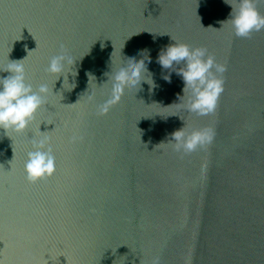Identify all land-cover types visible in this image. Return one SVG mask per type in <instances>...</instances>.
I'll use <instances>...</instances> for the list:
<instances>
[{
	"label": "water",
	"instance_id": "1",
	"mask_svg": "<svg viewBox=\"0 0 264 264\" xmlns=\"http://www.w3.org/2000/svg\"><path fill=\"white\" fill-rule=\"evenodd\" d=\"M231 11L224 0H0V69L24 59L27 82L49 88L24 132L0 129V264H264V30L235 36L220 23ZM175 41L226 65L215 114H190L176 104L181 78H161L157 56ZM61 44L75 61L65 81L47 72ZM145 50L156 87L142 82L99 115L106 73ZM184 125L213 127V142L175 152L169 134ZM45 138L55 172L32 183L27 153Z\"/></svg>",
	"mask_w": 264,
	"mask_h": 264
},
{
	"label": "clouds",
	"instance_id": "2",
	"mask_svg": "<svg viewBox=\"0 0 264 264\" xmlns=\"http://www.w3.org/2000/svg\"><path fill=\"white\" fill-rule=\"evenodd\" d=\"M232 11L224 23H230L234 35L240 38H251L254 32L264 30V14H261L258 6L264 4V0H224ZM174 41V40H173ZM141 59L128 58L127 61L115 72L106 73L111 82L109 97L97 104L99 115H106L110 108L118 104L125 95L126 90H141L142 82L149 85V93L156 87L152 74L148 72L145 60L151 62L146 50L141 53ZM24 59L9 61L8 65L0 69L9 75L0 76V129L7 135L8 131L24 132L34 120L37 111L45 104L49 93L47 84H41L38 89L33 88L27 82ZM156 62L162 70H168L162 74V79L171 83V74L175 72L183 81V95L178 94V104L190 114L208 116L215 114L221 94L224 91L225 80L223 74L227 71L225 64L219 63L214 54L207 48L196 47L182 42L167 45L161 49ZM75 61L67 54L65 46L60 45V53L54 55L48 64L47 72L61 76L68 80L66 65L72 66ZM179 66V67H177ZM73 75V74H72ZM149 77L151 83H149ZM75 85H73L74 87ZM94 97L89 95V100ZM169 142L173 149L182 155L196 152L198 149H206L215 137V129L210 126L187 130L186 125L169 134ZM75 139V138H74ZM47 138L39 141L33 140L34 151L27 153L25 172L29 182L35 183L55 172V157L51 147H45ZM158 264V258L153 261Z\"/></svg>",
	"mask_w": 264,
	"mask_h": 264
}]
</instances>
